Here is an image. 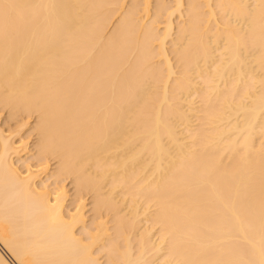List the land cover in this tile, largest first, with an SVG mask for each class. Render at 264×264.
<instances>
[{"label":"bare ground","instance_id":"6f19581e","mask_svg":"<svg viewBox=\"0 0 264 264\" xmlns=\"http://www.w3.org/2000/svg\"><path fill=\"white\" fill-rule=\"evenodd\" d=\"M0 264H264V0H0Z\"/></svg>","mask_w":264,"mask_h":264},{"label":"rangeland","instance_id":"374dc122","mask_svg":"<svg viewBox=\"0 0 264 264\" xmlns=\"http://www.w3.org/2000/svg\"><path fill=\"white\" fill-rule=\"evenodd\" d=\"M33 139H34V138H33ZM33 139H31V140H33ZM31 140H30V141H31ZM32 144H33V143L30 142V145H32ZM68 183H69V182H67L66 184H68ZM68 189H70V186H68ZM70 194H72V191L70 192Z\"/></svg>","mask_w":264,"mask_h":264}]
</instances>
